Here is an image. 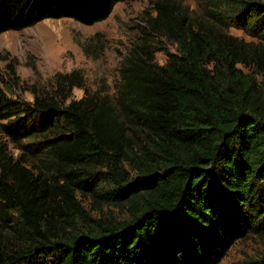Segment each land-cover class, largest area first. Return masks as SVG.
Masks as SVG:
<instances>
[{
  "label": "trees",
  "instance_id": "1",
  "mask_svg": "<svg viewBox=\"0 0 264 264\" xmlns=\"http://www.w3.org/2000/svg\"><path fill=\"white\" fill-rule=\"evenodd\" d=\"M121 1L0 0V34L94 25ZM207 1L215 26L174 24L159 3L152 26L170 24L176 52L160 65L135 49L117 103L0 92V133L20 151L0 141V264H221L247 237L264 264V0Z\"/></svg>",
  "mask_w": 264,
  "mask_h": 264
},
{
  "label": "rangeland",
  "instance_id": "2",
  "mask_svg": "<svg viewBox=\"0 0 264 264\" xmlns=\"http://www.w3.org/2000/svg\"><path fill=\"white\" fill-rule=\"evenodd\" d=\"M159 3L169 6L174 24L180 21L198 27L217 23L211 15L212 10L217 11L207 0H123L106 20L94 25L70 18L49 19L21 31H8L0 34V92L28 101L51 96L70 102L88 95L117 103L123 83L121 70L135 49L141 57L150 52L160 65L167 62V50L176 52V45L166 37L170 24L152 26ZM221 27L241 39L256 40L242 29ZM0 141L16 156L20 154L1 133ZM79 200L87 214L100 218L102 213L89 197L79 194ZM103 212L111 217L124 214L108 206ZM262 251L258 238H242L221 264H251Z\"/></svg>",
  "mask_w": 264,
  "mask_h": 264
}]
</instances>
